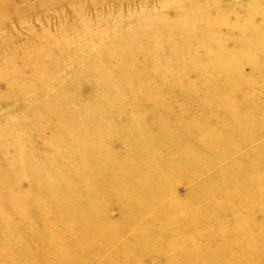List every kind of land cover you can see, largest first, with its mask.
<instances>
[{
    "label": "rangeland",
    "instance_id": "1",
    "mask_svg": "<svg viewBox=\"0 0 264 264\" xmlns=\"http://www.w3.org/2000/svg\"><path fill=\"white\" fill-rule=\"evenodd\" d=\"M1 5L0 19L11 17L0 24L3 56L16 41L41 44L42 57L56 53L48 44L54 36L85 40L63 47L56 64L17 70L6 63L11 73L29 78L27 90L32 76L65 77L62 94L53 90L52 99L69 101L52 119L49 141L62 116L82 125L85 136L70 143L67 128L61 131L58 166L69 169L70 152L87 138L120 150L101 166L86 165L106 176L49 191L43 207L27 214L23 229L6 241L21 245V254L11 255L17 264H69L70 258L71 264H264V0ZM106 26L119 31L106 35L100 31ZM52 53L42 60L49 62ZM58 82L39 83L37 98ZM103 134L111 137L98 143L96 135ZM175 154L196 160L195 167L176 170ZM193 181L203 189L196 191ZM78 220L86 239L66 228ZM54 227L62 230L58 238L51 237ZM6 249L0 248V264H8Z\"/></svg>",
    "mask_w": 264,
    "mask_h": 264
},
{
    "label": "bare ground",
    "instance_id": "2",
    "mask_svg": "<svg viewBox=\"0 0 264 264\" xmlns=\"http://www.w3.org/2000/svg\"><path fill=\"white\" fill-rule=\"evenodd\" d=\"M3 7V5L0 6V11L3 10ZM1 15L4 19H0V24L11 18L9 14ZM83 29L89 31L86 25L83 26ZM100 31L104 34H116L119 30H110L108 26H106ZM178 34L180 33L174 35L176 36ZM155 35L158 37L162 36L159 33H155ZM137 36L138 34L133 33L131 38L134 39ZM147 36L148 35H146V37ZM110 37L112 38V36ZM80 41L85 40L79 39V41H75L73 37L69 38L67 35L64 36L63 34L54 36L48 40V44L56 53H52L51 50L45 52L44 55L52 53L47 63L42 60L44 55L38 57V53L43 50L41 44L28 45L26 42L16 41L15 44L11 46L9 54L5 56L0 54V159H3L2 164H0V221H3L2 229L5 233L4 239L0 238V248H7L5 254L8 264H17V260L11 255L13 252H17L16 254L20 255L21 253L19 252H21L22 248L21 245L15 247L14 245H9L6 241H8L12 235L16 234V231H21L23 229L26 223V216L29 212L40 210L43 207L49 191H57L63 188V185L70 186L74 182V179L79 182L81 178L88 179L93 176H106V173L101 169L97 167L88 168L86 165L92 164L94 166H101L107 161L114 159L120 153V150L116 147L93 144L91 140L87 138V141L83 143L81 141L79 150L70 152L71 167L67 170L60 168L58 163L62 160V156L58 154V152L63 150L65 145L61 142L58 147L55 146L58 142L57 137L62 133L61 131L67 128V133L65 134L70 135V143L75 140L77 135L79 137L85 136V134L81 132V130L84 129L82 125H74L71 118L62 116V120H59L55 125L57 131L53 133L49 141V133H51L50 130L52 128L48 127L52 124V119L60 113L61 105H66L69 101V99L64 97L60 98V100L52 99L53 90H55L58 95L62 94L64 89L62 81L65 77L56 76L50 78V76H44L42 78L36 75L32 76L33 79L30 80L33 83L32 87L27 90L29 78L21 77L17 71L11 73L6 65L8 62H12L14 69L22 70L35 69L45 64H56L59 59V52H62L61 49H64L63 47L67 46L65 48H68L72 46L71 42L80 43ZM24 50L27 51L24 52ZM82 58L85 59L87 56L85 57V55H82ZM124 62L125 61H119V66H122L121 64ZM46 72L47 71H45V75ZM77 73L78 72H76V74ZM56 80L59 82L53 85V88L50 87L45 89L43 91L44 96L38 99L35 93L38 84L45 81L51 82ZM148 106H150V104ZM238 119L235 118V122L240 125L241 123L239 122L241 121ZM30 126L32 130H30ZM96 126L97 128L100 126L98 122H96ZM22 127H26L27 133L21 131ZM43 134H46V137H44ZM110 137L111 135L106 134L101 135V137L96 135V140L99 143L101 139ZM3 152L4 155H2ZM122 152L123 150L121 154ZM101 153H103L101 156L102 159H97V156ZM106 154L110 157L103 159ZM34 160H37V162H34ZM254 160L256 159L254 158ZM172 162L176 170H192L197 163L196 160L185 161L181 156L178 157L176 154ZM237 165L233 168L236 169L238 167ZM113 167L114 169L111 173L115 174L118 172L119 168L116 165V171L113 172L115 170L114 164ZM217 168V166L214 167V169ZM205 174L206 173L203 172L199 174V176L203 177ZM62 177V182L54 185L55 182ZM24 182L27 183L26 189L22 188ZM192 185L196 191L203 189L201 184H197L195 181L192 182ZM57 207H60L59 203H57ZM200 207V210L205 209V205H200ZM81 209L85 210L86 208ZM167 210H169V208H167ZM196 211L197 209L195 212ZM98 216L100 218H106L100 213ZM54 218L56 224H62L60 223L63 219L61 216H55ZM67 219H69V217H65V220ZM189 219L190 218H188V220ZM80 222L81 221L78 220L75 224L72 221H68V223L65 224L66 228L71 232L82 234L81 236L84 237L83 234L86 233V231L83 223ZM61 231L62 230L59 228L54 227V230L51 232V237L56 236L58 238L61 235ZM41 234L44 236L45 231L43 230ZM84 238L86 239L87 235ZM78 240L82 239L78 238ZM80 242L83 245L88 244L83 243V241ZM191 252L197 253V250L193 249ZM208 255L209 254H207V257L210 256ZM73 260L74 259L70 258L69 264H71Z\"/></svg>",
    "mask_w": 264,
    "mask_h": 264
}]
</instances>
